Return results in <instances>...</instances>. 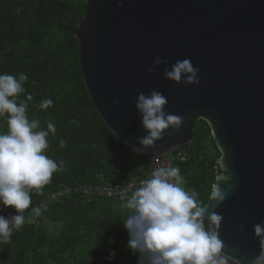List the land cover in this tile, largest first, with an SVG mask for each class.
<instances>
[{"label":"water","instance_id":"1","mask_svg":"<svg viewBox=\"0 0 264 264\" xmlns=\"http://www.w3.org/2000/svg\"><path fill=\"white\" fill-rule=\"evenodd\" d=\"M84 1V19L72 36L98 115L148 162L190 144L197 121L207 122L221 154L215 182L226 178L218 184L227 195L216 207L208 201L205 216L222 217L225 254L253 264L261 248L253 226L264 221V0ZM156 57L167 63L147 72ZM185 58L199 69L198 85L163 76ZM152 90L167 97L166 113L183 123L143 149L137 138L147 133L135 103Z\"/></svg>","mask_w":264,"mask_h":264},{"label":"trees","instance_id":"2","mask_svg":"<svg viewBox=\"0 0 264 264\" xmlns=\"http://www.w3.org/2000/svg\"><path fill=\"white\" fill-rule=\"evenodd\" d=\"M85 16L84 0H0V74L24 73L28 80L29 119L56 126L49 134L47 155L63 161V171L53 174L42 192L32 193L31 208L47 203L38 224H25L11 243L0 246V264H137L127 247L128 234L117 209L120 200L94 197L88 201L79 190L96 184H124L149 162L123 144L98 115L83 82L79 42L72 36ZM53 104L41 109L42 101ZM7 131L0 119V132ZM60 140L67 146L61 148ZM187 161L181 165L186 189L204 204L218 175L221 154L209 125L196 123ZM101 176L102 178H98ZM64 189H75L50 201ZM11 207L0 212L10 216ZM110 252L115 255L109 261Z\"/></svg>","mask_w":264,"mask_h":264},{"label":"clouds","instance_id":"3","mask_svg":"<svg viewBox=\"0 0 264 264\" xmlns=\"http://www.w3.org/2000/svg\"><path fill=\"white\" fill-rule=\"evenodd\" d=\"M167 63L160 57L154 58L147 72L154 73L161 64ZM199 69L190 59L177 60L163 69L164 78L186 85H198ZM28 76L0 74V119H6L7 131L0 132V212L11 207L15 214L0 215V246L11 243L14 232L22 230L25 224H33L46 209L31 208L32 193H40L50 184L54 173L62 172L63 161H56L47 155L49 134L56 133V126L46 122L41 128L39 119H29L28 101L19 97L25 92ZM167 97L152 90L140 93L135 108L146 135L137 138L143 149L151 148L164 132L179 131L183 118L167 114ZM119 103V101H114ZM53 101L46 99L39 107L47 109ZM171 134V133H169ZM59 146H67L60 140ZM139 152V149H133ZM210 186L208 201L213 207L223 203L227 193L218 182ZM186 180L178 166L161 165L152 170L149 178L134 188L124 189L119 196L120 210L125 218L122 225L128 234L127 247L137 256V264H242L225 254V245L219 238L222 217L216 212L205 216L206 205L196 192L186 189ZM207 220V226L205 225ZM237 231L243 234L244 225ZM254 237L261 245L253 264H264V221L253 226ZM114 252L107 259L111 261Z\"/></svg>","mask_w":264,"mask_h":264},{"label":"built area","instance_id":"4","mask_svg":"<svg viewBox=\"0 0 264 264\" xmlns=\"http://www.w3.org/2000/svg\"><path fill=\"white\" fill-rule=\"evenodd\" d=\"M186 161H187V154H186L185 150L177 149V150H174V151L167 153L166 155H164L163 157H161L159 159L150 161L147 165L143 166L140 169L139 173L135 176V178L128 181L127 183L109 184L108 180L103 178V182H105V184L100 183V184H96V185H90L87 187L80 188L79 190L81 191V193L84 195V197L88 201L92 200L94 197H99V198L117 201V200H120L119 199L120 193L124 189L134 188V187L139 186L144 179L149 178L153 169H155L161 165L178 166L179 168H181V165L184 164ZM98 178H102V177L99 176ZM74 191H75V189H64L58 193H54L50 196V201L54 202L60 196L67 195V194L74 192ZM39 207L47 210L48 204L47 203H41L39 205ZM40 217H38L36 222L33 224H38L39 223L38 219Z\"/></svg>","mask_w":264,"mask_h":264},{"label":"rangeland","instance_id":"5","mask_svg":"<svg viewBox=\"0 0 264 264\" xmlns=\"http://www.w3.org/2000/svg\"><path fill=\"white\" fill-rule=\"evenodd\" d=\"M117 211H118L119 215L124 219L125 218V215H124L123 211L120 210L119 205H118Z\"/></svg>","mask_w":264,"mask_h":264}]
</instances>
